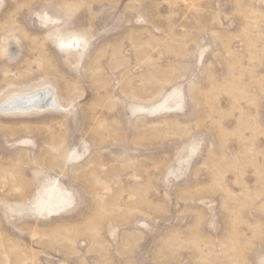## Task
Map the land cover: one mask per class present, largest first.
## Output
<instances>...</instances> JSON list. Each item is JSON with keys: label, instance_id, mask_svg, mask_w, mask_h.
Listing matches in <instances>:
<instances>
[{"label": "rangeland", "instance_id": "1", "mask_svg": "<svg viewBox=\"0 0 264 264\" xmlns=\"http://www.w3.org/2000/svg\"><path fill=\"white\" fill-rule=\"evenodd\" d=\"M0 264H264V0H0Z\"/></svg>", "mask_w": 264, "mask_h": 264}, {"label": "bare ground", "instance_id": "2", "mask_svg": "<svg viewBox=\"0 0 264 264\" xmlns=\"http://www.w3.org/2000/svg\"><path fill=\"white\" fill-rule=\"evenodd\" d=\"M51 89L43 88L38 91L17 94L8 99L1 107L3 113L16 112L19 114L39 112L45 109H56L57 105Z\"/></svg>", "mask_w": 264, "mask_h": 264}]
</instances>
